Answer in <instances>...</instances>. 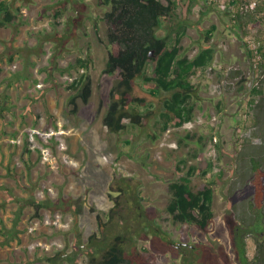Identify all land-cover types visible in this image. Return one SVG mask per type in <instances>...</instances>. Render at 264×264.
Returning a JSON list of instances; mask_svg holds the SVG:
<instances>
[{
    "label": "rangeland",
    "instance_id": "rangeland-1",
    "mask_svg": "<svg viewBox=\"0 0 264 264\" xmlns=\"http://www.w3.org/2000/svg\"><path fill=\"white\" fill-rule=\"evenodd\" d=\"M32 1L22 2L27 7L17 13V24L0 26V106L5 95L11 105L8 109L5 103L2 112L0 107V228L13 224L20 232L0 246V264L86 263L91 236L94 244L106 246L128 225L133 238L125 248L134 264H182L181 253L188 254L190 264H231L232 232L254 222V160L264 172V100L251 103V82L261 71L248 60L243 42L258 49L264 26L231 29L227 7L235 0L179 1L181 20L172 16L165 27L186 26L180 45L189 58L198 53L203 32L217 26L211 41L215 61L191 78L200 95L195 116L182 127L163 129L166 94L151 95L136 84L132 96L145 98L150 118L135 127L127 121L128 128L116 134L103 124L118 80V73H103L109 48L102 17L110 8L103 0ZM57 10L63 17L54 25ZM87 54L93 92L87 104L78 99L73 112L71 83L82 70L63 69ZM9 81L14 85L7 87ZM190 165L196 167L188 177L191 188L210 181L214 189V218L207 233L174 223L167 211L169 183L187 177ZM114 184L131 186L132 195L119 197ZM136 194L143 200L137 202ZM16 196L23 197L17 205L31 197L44 207L36 211L26 205L17 219ZM155 220L166 233L164 240L149 231L136 234L141 221ZM186 243L200 254L194 256ZM247 244L253 253L254 243ZM144 248L154 259L145 257Z\"/></svg>",
    "mask_w": 264,
    "mask_h": 264
},
{
    "label": "trees",
    "instance_id": "trees-1",
    "mask_svg": "<svg viewBox=\"0 0 264 264\" xmlns=\"http://www.w3.org/2000/svg\"><path fill=\"white\" fill-rule=\"evenodd\" d=\"M179 1L181 0H103V3L110 8L102 17L107 28L106 37L109 48L103 73L109 76L118 73V80L111 89V99L103 116V124L110 132L118 134L125 131L128 128L127 121L135 127L150 118L151 106L147 105L145 98L132 96L136 84L151 95L162 92L166 94L162 101L163 111L160 113L163 129L169 126L179 128L193 120L200 95L198 86L191 82V78L197 71L212 67L216 49L211 41L217 31V26L213 24L203 32L204 41L200 43L198 53L193 58H189L184 53V47L180 45V39L185 34L186 26L181 25L182 23L178 24L177 30L165 27V21L172 16L181 20L176 14ZM250 2V0H235L227 7L231 29L245 30L250 25L249 23H259L253 25L264 26L260 24V21L264 22V2L258 3L254 10H248ZM16 16L15 10L7 3H0V26L17 24ZM53 16L56 19L54 25L60 24L63 17L62 11L57 10ZM162 30H166L164 35L159 34ZM172 33L175 34V39L170 41ZM240 39L243 40L242 35ZM243 42L247 48L248 60L263 75V45L253 50L249 48L247 41ZM151 53H153L152 56H150ZM89 59L87 54L86 59L79 58L75 63L63 69L69 72L78 66V69L82 70L71 83V88L76 92L75 96L69 100V105L73 106V112L77 110L78 99L87 104L92 96L93 81L89 74ZM49 64L52 65L53 61H49ZM252 96L251 103L255 102L257 97L259 101L264 100V78L260 79L258 88H252ZM3 105L4 103L0 106L1 112ZM195 170L196 167L190 165L187 177L169 183L171 199L167 211L174 223L193 225L203 233H207L214 218L212 209L214 189L210 181L203 183L197 190L192 189L188 177L193 175ZM252 170L254 223L250 229L259 231L264 227V172L260 162L256 160L253 161ZM113 187L116 188V185L112 186V190H114ZM114 192H118L117 195L120 197L121 195H132L133 190L131 191V186L125 185L119 186ZM133 198L137 199V202L143 200L140 194L133 195ZM26 205L32 206L36 211L44 207L41 202L31 197L27 198L26 204L18 205L17 217L22 214ZM119 205L116 199L115 206L119 207ZM114 213L113 208L110 212L111 218ZM137 216L144 219L142 213H138ZM145 222L139 223L137 235L140 236L149 231L153 238L161 234L160 239L164 240L163 236L166 233L162 231L156 220L149 224L148 222L144 224ZM130 229L129 225L125 227L124 232L116 235L114 240L106 246L99 243L94 244V236H91L90 246L85 247L90 251L83 250L86 252L87 260L82 264H134L125 248V245L133 238V235L130 236ZM236 229L239 230L237 242L243 258L246 255V244L241 235L248 228L239 225ZM104 247L105 250L102 251ZM260 250L264 251V243L260 246ZM143 251L146 258L154 259L148 250L144 248Z\"/></svg>",
    "mask_w": 264,
    "mask_h": 264
},
{
    "label": "flooded vegetation",
    "instance_id": "flooded-vegetation-1",
    "mask_svg": "<svg viewBox=\"0 0 264 264\" xmlns=\"http://www.w3.org/2000/svg\"><path fill=\"white\" fill-rule=\"evenodd\" d=\"M23 1L25 0H0V3L1 2L7 3L10 8L15 10V13L17 14L22 10V8L27 7V4L22 3ZM68 1L72 2L76 0H68ZM17 3H20V4L17 5ZM30 4L31 2L29 3V5ZM258 234L259 235L261 234V236L258 237ZM241 236L245 240L246 255L243 258L241 257V254L239 252L238 242H237L239 238V230L237 231V229L235 228L234 231L232 232V237H231V250L233 253L232 255L234 256V258H231L232 260L231 264H264V251L260 250V246L263 245L264 243V227H262V229L259 231H251V229L249 228L248 230H245V232ZM248 241H252L254 243L253 253H251L248 249V244H247ZM183 245L186 248H191V250L194 251V253H192L194 256L200 254V251L198 252L197 250H194V248L196 247H193L192 244L186 243ZM181 255L183 256V259H184L182 264H190L189 259L187 258L188 254L187 256L186 254L184 256V253H181Z\"/></svg>",
    "mask_w": 264,
    "mask_h": 264
},
{
    "label": "crops",
    "instance_id": "crops-1",
    "mask_svg": "<svg viewBox=\"0 0 264 264\" xmlns=\"http://www.w3.org/2000/svg\"><path fill=\"white\" fill-rule=\"evenodd\" d=\"M232 39H235V40H237L238 38H237V36H232ZM1 47H2V45H1ZM3 49H5L4 47H2ZM19 57V56H18ZM11 76L13 77V75L11 74ZM14 84L13 83H11V81H9L8 83H7V87H11V86H13ZM4 98H5V102H4V104L6 103V105H8L7 103H9L8 101H10V98L7 96V95H5L4 96ZM9 99V100H8ZM8 100V101H7ZM4 107V106H3ZM8 109L11 107V105L9 104L8 106ZM6 107V108H7ZM12 172V171H11ZM11 191V190H10ZM12 192V191H11ZM6 193H7V195L10 193V192H8V191H6ZM11 196H13V195H11ZM8 197V196H7ZM23 197H20V196H16L15 197V199H14V202H16V208H18V205H17V200H23L22 199ZM8 199H10V198H8ZM16 200V201H15ZM17 210V209H16ZM16 210H13V213L14 212H16ZM24 211V210H23ZM23 215H24V212H22V214L17 218V219H19L20 217L22 218L23 217ZM17 217V216H16ZM0 221H1V219H0ZM5 229L6 230H4L3 228H0V246H5V245H7L10 241H12V240H15V239H17L18 238V236H19V231H18V226H15V227H13V224H12V226H10V228L6 225L5 226ZM14 233H16L17 235L16 236H14ZM8 239H11L9 242H8ZM2 264V263H1Z\"/></svg>",
    "mask_w": 264,
    "mask_h": 264
},
{
    "label": "built area",
    "instance_id": "built-area-1",
    "mask_svg": "<svg viewBox=\"0 0 264 264\" xmlns=\"http://www.w3.org/2000/svg\"><path fill=\"white\" fill-rule=\"evenodd\" d=\"M262 2H264V0H262ZM257 4L258 3L256 1L250 2V4L248 5L247 9L248 10H254L257 7ZM261 45H263V48H264V41H263V43ZM255 76L256 77L253 78V80L251 82V88H256V87L258 88L260 86V79L264 78V74L263 75L261 74L260 76H258V75H255Z\"/></svg>",
    "mask_w": 264,
    "mask_h": 264
},
{
    "label": "water",
    "instance_id": "water-1",
    "mask_svg": "<svg viewBox=\"0 0 264 264\" xmlns=\"http://www.w3.org/2000/svg\"><path fill=\"white\" fill-rule=\"evenodd\" d=\"M153 53L150 54V56H152Z\"/></svg>",
    "mask_w": 264,
    "mask_h": 264
}]
</instances>
